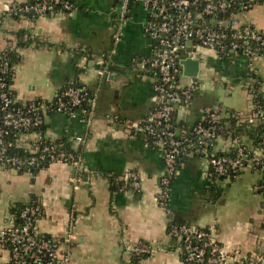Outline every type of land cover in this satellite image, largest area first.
Returning <instances> with one entry per match:
<instances>
[{"label":"crops","instance_id":"crops-1","mask_svg":"<svg viewBox=\"0 0 264 264\" xmlns=\"http://www.w3.org/2000/svg\"><path fill=\"white\" fill-rule=\"evenodd\" d=\"M28 1L0 0V54L11 47L20 58L11 84L15 97L20 102L49 101L71 81L79 82L97 90V112L90 125L64 112H45L46 136L63 139L80 151L83 167L50 161L30 174L0 166V229L15 222L16 205L36 201L43 234L61 238L74 221L71 264H128L124 240L162 248L134 264H184L180 244L168 236L171 224L183 222L204 227L215 222L221 243L243 251H264V196L254 190L260 176L251 166L236 178L218 181L205 157L187 154L170 183L168 204L160 200L166 175L161 152L146 143L134 125L125 123L145 121L156 106L155 76L138 65L140 58L153 54L155 46L146 31L149 14L143 6L131 3L121 41L111 54L119 0H73V12L46 16L12 10L13 5ZM236 17L242 25L264 30V0ZM197 59V77L183 71V83L196 86L189 110L177 111L179 120L192 125L203 109L216 104L245 117L252 108L250 87L259 85L264 95V58L251 62L238 53L218 54L203 48ZM201 71L214 74L213 89L216 83L223 88L226 104L199 89L196 80ZM236 132L252 146L247 135ZM75 135L84 141L76 144ZM235 144L233 138L220 137L216 148L218 153H229ZM133 171L139 175V189L130 185ZM238 181L245 185L243 190H228ZM8 258V249L0 247V264Z\"/></svg>","mask_w":264,"mask_h":264},{"label":"built area","instance_id":"built-area-1","mask_svg":"<svg viewBox=\"0 0 264 264\" xmlns=\"http://www.w3.org/2000/svg\"><path fill=\"white\" fill-rule=\"evenodd\" d=\"M255 2L119 0V16L114 24L111 54L116 53V46L121 41L131 3H140L149 14L146 31L155 41L154 52L147 58H140L138 65L155 76L156 106L145 121L125 123L134 125L144 135L146 143L161 152L166 175L161 181L162 192L159 197L165 205L169 200L170 183L178 172L179 159L187 154L205 157L211 165V175L218 181L236 178L247 166H251L260 176L254 190L264 196V137L260 145L248 149L238 137H234L230 122L224 121L225 117L240 122L258 118L263 120L264 108L257 101L260 94L258 88L250 87L252 108L245 117L223 104H216L203 109L198 121L188 124L192 127L191 131L184 126H176L173 121L175 111L189 110L196 86L183 83V67L179 60L197 59L203 48L218 54L238 53L251 62L264 58V30L252 24H240L236 13L230 11H244ZM75 9L73 0H29L12 7L17 13L40 16L71 13ZM8 48L0 54V166L30 174L43 168L46 160L67 162L77 169L83 167L84 156L80 151L65 148L63 139L48 138L42 127L46 111L64 112L73 118L81 117L90 125L96 117L97 90L92 91L86 109L75 107L82 104L88 94V87L73 81L52 100L20 102L8 82V74L14 76V69H11L5 53ZM255 79L258 83V77ZM220 137L235 139L233 155L218 153L216 145ZM73 141L81 144L84 138L75 135ZM15 149L20 152H15ZM129 179L133 188H140L137 172H130ZM71 180L76 182L77 179L72 177ZM39 217L37 202H26L18 212L19 221L0 229V247L9 251L5 264H71L70 245L76 239L74 221H70L61 238H55L40 231ZM168 236L180 244L184 264H264V251H243L217 240L215 222L206 227L187 222L173 223L168 229ZM123 249L127 254V263L134 264L144 256L155 255L162 248L147 241L124 240Z\"/></svg>","mask_w":264,"mask_h":264},{"label":"trees","instance_id":"trees-1","mask_svg":"<svg viewBox=\"0 0 264 264\" xmlns=\"http://www.w3.org/2000/svg\"><path fill=\"white\" fill-rule=\"evenodd\" d=\"M257 1H262V0H256V2ZM230 11H232V13L239 12V10H237V9H232ZM27 14H30V13H27ZM20 34H19V36H20ZM23 35H21V36H23ZM5 53H6V57L9 59V64L11 66V69L13 70L14 67H15V65L20 60L19 55H18V53L16 51H14L13 49H10V48H8ZM8 82H9L10 85L13 82V77H11L9 74H8ZM77 83H79V82H77ZM79 84H81V83H79ZM81 85H83V84H81ZM258 86L259 85H256L255 88L257 89ZM11 91H12V89H11ZM87 91H88V94L85 96L84 100L82 101V104L79 105L78 107H75V109H86L88 107V105H89V98L91 97L93 90L90 89V88H87ZM12 93L14 94L13 91H12ZM257 101L260 104H262V106L264 108V95L261 92L259 94V99ZM263 120L261 118L260 119L258 118V120H253V121L250 120V121L240 122V121H238V120H236L234 118H231V117H225L224 118V121L230 122V124L232 125L233 129L236 130L239 133V135H247V137L251 140V145L252 146H258V145H260L261 144V141H262V139L264 137V121ZM173 121H174V123H175L176 126H184V127H186L188 129V131H191V128L192 127L190 125H188L187 123H185V122H183V121H181V120L178 119V117H177V111H175V113L173 115ZM42 130L44 131V126L42 127ZM234 137H236V136L234 135ZM64 143H65L64 144V147L65 148L71 149L70 146H69V142H66L64 140ZM244 145H246V147H248V149H249V146L246 143H244ZM234 150H235V148H234ZM234 150L232 152H229V153H226V154L233 155L235 153ZM14 151L15 152H20L19 149H15ZM182 158L183 157H181L179 159L178 166L180 165V160ZM49 163H50V160L44 161L43 162V167L47 166ZM37 171L38 170H35L34 172H37ZM23 206H24V204H18V205H16L14 207L13 212L15 213V217H16V220L15 221L16 222L19 221V219H18V212H19L20 208L23 207Z\"/></svg>","mask_w":264,"mask_h":264},{"label":"rangeland","instance_id":"rangeland-1","mask_svg":"<svg viewBox=\"0 0 264 264\" xmlns=\"http://www.w3.org/2000/svg\"><path fill=\"white\" fill-rule=\"evenodd\" d=\"M213 76L214 74L210 71H201L199 77L196 80L197 84L199 85V89L207 91V94L210 96L215 95L218 98V100L220 97V101L221 102L223 101L225 103V95L223 88H221V86L216 83V86L213 89ZM244 186H245L244 184H241L238 181L232 184V186H229L228 190H232V189L243 190Z\"/></svg>","mask_w":264,"mask_h":264},{"label":"water","instance_id":"water-1","mask_svg":"<svg viewBox=\"0 0 264 264\" xmlns=\"http://www.w3.org/2000/svg\"><path fill=\"white\" fill-rule=\"evenodd\" d=\"M191 44V42H189ZM183 66L184 74L189 77H197L200 70V60L199 59H183L179 60Z\"/></svg>","mask_w":264,"mask_h":264}]
</instances>
